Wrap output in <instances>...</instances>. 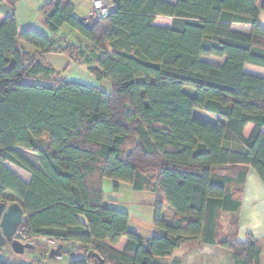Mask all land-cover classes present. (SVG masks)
Returning <instances> with one entry per match:
<instances>
[{"label": "trees", "instance_id": "1", "mask_svg": "<svg viewBox=\"0 0 264 264\" xmlns=\"http://www.w3.org/2000/svg\"><path fill=\"white\" fill-rule=\"evenodd\" d=\"M104 1L108 16L88 25L70 0H50L40 9L50 38L21 30L18 0H0L10 6L0 10V203L21 206L34 249L75 243L84 256L74 264H160L186 241L216 243L218 215L241 208L248 169L264 184V78L245 72L264 69V28L258 0ZM157 17L174 22L157 27ZM65 26L91 44L88 56L60 35ZM49 55L75 64L85 58L88 73L110 81L112 92L52 78ZM210 57L225 63L203 60ZM7 164L29 173L30 183ZM105 180L154 194V225L163 234L146 240L131 231L128 214L105 202ZM165 205L175 211L171 223ZM231 228L218 244L234 264H261L260 241L238 240L237 217ZM124 238L123 252L110 246Z\"/></svg>", "mask_w": 264, "mask_h": 264}, {"label": "crops", "instance_id": "2", "mask_svg": "<svg viewBox=\"0 0 264 264\" xmlns=\"http://www.w3.org/2000/svg\"><path fill=\"white\" fill-rule=\"evenodd\" d=\"M20 1L21 0H18L16 12L18 11V8L20 6ZM161 1L175 5L179 0ZM71 3L74 5L73 2ZM262 3L263 0H258V23L264 28V10L261 9ZM74 7L75 16L79 20L84 21L85 23L90 25L87 20L92 13V2L90 3L89 15L86 17H78L77 8L75 5ZM0 10L8 14L10 13V6L8 5V3H1ZM18 21L20 22L19 17ZM173 22V18L157 17L154 24L157 27L168 28L172 26ZM25 27H21L19 23V28L21 30L27 28ZM232 28L234 31L245 35H250L252 33L251 25L233 23ZM203 60L220 66L225 63V58L220 59L216 57H210L203 58ZM245 72L249 75L264 78L263 68L247 65L245 67ZM208 118L215 121L211 116H208ZM252 129V125H249L246 128L244 133L246 137H249ZM25 157L28 159L27 155H25ZM32 163L35 166L40 167L39 159L37 163ZM9 169L16 175H18L23 181H25L26 183H30L32 176L29 173L18 167L17 169L24 174H21L19 171L12 170V168ZM107 184L108 192H106L105 190V186ZM104 190V199L108 206L110 208L128 214L130 219L129 227L131 231L140 234L146 240H150L155 236H160L163 234V232L157 229L154 225L155 207L157 202L156 196L154 194L137 192L133 189L132 186L114 180H105ZM242 190V205L239 211L237 213H228L222 211L218 215L215 234L216 243H208L204 241L203 238L186 241L182 243L170 257L159 259L158 262L160 264H234L233 253L228 249L220 246L218 243L227 241L233 235L231 231V219L233 217H237L239 220V230L236 234L238 240L245 241L247 237L251 235L256 240L260 241L263 249L261 264H264V184L253 169H248L246 180L244 185L242 186ZM174 216L175 211L169 205H165L163 209V219L167 223H171L174 219ZM79 219L82 223L87 224V221L84 217H80ZM51 245H49L50 252H47V254L49 255L50 260H53L56 264H74L84 256L83 253L79 251V245L75 243H69L63 245V251L66 253L60 260L57 258H51ZM126 245L127 239L124 238L117 245L110 246L119 252H123Z\"/></svg>", "mask_w": 264, "mask_h": 264}, {"label": "rangeland", "instance_id": "3", "mask_svg": "<svg viewBox=\"0 0 264 264\" xmlns=\"http://www.w3.org/2000/svg\"><path fill=\"white\" fill-rule=\"evenodd\" d=\"M48 2H50V0H21L18 11L16 12L17 18L19 17L20 19V22L18 21V23H20V26L21 27L26 26L27 28L33 29L42 34L45 33L47 36L51 38L53 35L50 33V31L46 27L44 23V16L40 11L41 7L47 4ZM71 2H73L77 8L78 17L82 18V17H86L89 15L90 3L92 2V0H71ZM63 34L69 37L71 44L81 47L82 50L85 52L86 56H88L93 50L91 44L87 40L80 37L75 31L70 29L68 26H65L61 30L60 35H63ZM26 47L31 51H35V49L29 46H26ZM84 59H82L79 64H75L72 60H70L66 56L49 55L47 57V62L52 64V66L56 70L52 78H57V77L63 78L64 77L68 81H74V82L82 83L85 85L94 86V87L99 88L105 93H108V94L111 93L113 89L112 83L107 80L99 82L96 78H94L91 74H89L87 71L88 67L85 64ZM92 66H95V64H93ZM190 91L193 92L192 90ZM196 114L203 119L212 121V119H209L208 116H213V115H210L202 111H196ZM26 155L28 156V160L35 162V163L38 162V158L36 155H33V154H26ZM8 167L12 168V170L14 171L15 170L19 171L16 166H13L11 164H8ZM19 172L21 174H24L21 171ZM105 190L106 192H108V184L105 186ZM10 205H12V203L8 202V206ZM17 236L22 238L20 240L28 246V248H26L25 250V253L23 255L15 254L11 245L7 243V245H5L2 249H0V259L7 260L15 264H35L38 262L41 264H56L54 263L53 260L52 261L50 260L47 252L41 249H34L36 247V243L34 242L32 243L30 241L24 240L25 235L23 234L22 227L19 228ZM51 246H52V250L58 247V245H51Z\"/></svg>", "mask_w": 264, "mask_h": 264}, {"label": "water", "instance_id": "4", "mask_svg": "<svg viewBox=\"0 0 264 264\" xmlns=\"http://www.w3.org/2000/svg\"><path fill=\"white\" fill-rule=\"evenodd\" d=\"M24 211L18 203L8 206L7 202L0 203V249L9 243L17 255H23L28 246L16 239L15 235L24 222ZM63 246L60 245L50 253L51 258L61 257ZM98 260V256H94ZM103 264V261H100Z\"/></svg>", "mask_w": 264, "mask_h": 264}, {"label": "built area", "instance_id": "5", "mask_svg": "<svg viewBox=\"0 0 264 264\" xmlns=\"http://www.w3.org/2000/svg\"><path fill=\"white\" fill-rule=\"evenodd\" d=\"M92 6H93V8H92L91 16L87 20L89 24H94L98 20L108 16L109 8H108V6H106V3L104 0H92ZM17 234H18V232L15 235L16 239H18V240L22 239L19 236H17ZM24 240L27 241L26 236H24ZM52 245H55V244H52ZM60 258L61 257H57V259H60Z\"/></svg>", "mask_w": 264, "mask_h": 264}]
</instances>
